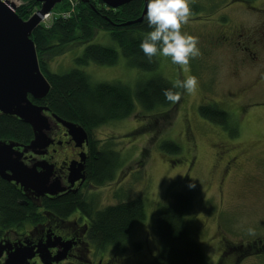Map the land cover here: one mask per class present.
<instances>
[{"label": "rangeland", "instance_id": "obj_1", "mask_svg": "<svg viewBox=\"0 0 264 264\" xmlns=\"http://www.w3.org/2000/svg\"><path fill=\"white\" fill-rule=\"evenodd\" d=\"M194 5L197 8L192 9L190 22L182 25V31L199 38L201 55L191 60L188 73L198 77V92L184 94L176 106H159L148 113L140 111L135 102V110L127 118L109 120L91 130L97 145L118 151L122 162L112 179L96 190L94 208L136 197L144 204L145 217L128 235V248L120 252L109 247L116 251L111 264L147 262L159 251L155 218L159 206L169 203L170 193L175 191L191 196L186 222L191 238L205 252V264L237 262V253L222 256L221 251L233 252L264 237V72L258 84L253 81L264 70V54L256 57V71L246 62L238 43H213L229 30H259L264 0H194L191 7ZM88 44L114 48L116 62L77 64L75 58ZM155 59V70L133 65L109 32L97 29L91 40L67 46L63 53L49 57L46 65L57 74L78 68L92 84L120 83L131 90L153 76L171 83L184 79L186 74L171 58ZM213 103L229 114L227 126L199 115L200 104ZM162 141H172L180 150L164 149ZM142 148L147 150L145 158L140 155ZM233 153L237 155L230 167L233 171L224 174L223 160ZM134 242H139L138 249L130 246ZM245 253L237 264H264V252Z\"/></svg>", "mask_w": 264, "mask_h": 264}, {"label": "trees", "instance_id": "obj_2", "mask_svg": "<svg viewBox=\"0 0 264 264\" xmlns=\"http://www.w3.org/2000/svg\"><path fill=\"white\" fill-rule=\"evenodd\" d=\"M77 4L69 18L53 19L49 27L37 25L31 32L37 54L39 68L49 82L47 94L35 103L45 105L49 113L59 118L82 126L86 132L109 120L127 118L135 110V102L140 111L151 112L159 106H176L168 102L163 91L170 88L172 83L161 76H153L131 90L127 85L120 83L92 84L88 76L78 68H72L63 74L48 70L46 61L49 57L61 54L71 44H82L91 40L97 29L108 31L111 38L120 47L121 53L133 65L145 70H155L156 59L152 62L143 54L139 45L148 31L144 16L141 21L127 24L141 14L144 0H131L117 8H111L100 0H89ZM248 3L251 0H238ZM56 9H68L67 3L60 2ZM39 6L33 0L16 7L15 12L22 18H28L34 7ZM197 8L193 6L192 9ZM146 14V13H145ZM118 52L112 47L98 44H88L82 54L75 58V62L85 65L92 61L97 64L111 65L116 62ZM198 112L201 117L227 126L229 114L221 109L217 103L211 105L200 104ZM31 130L29 126L13 115L0 112V139L14 140L28 143ZM164 149L180 150L172 141H162ZM147 150L141 149L144 156ZM88 160V178L96 184L110 181L116 169L122 163L119 152L102 146L91 149ZM140 156V157H141ZM147 154L144 156V158ZM171 201L159 206L155 218V231L160 240L159 251L147 262L134 264H205L206 255L201 245L194 241L189 233L186 217L192 208L191 196L187 193L171 192ZM19 193L6 183H0V229L7 224L22 220L24 207L18 205ZM78 196H69L58 203L49 202L46 208L52 212L68 213L74 206L83 207ZM145 217L144 204L139 197L122 200L116 204H108L91 216V226L88 233L89 240L97 247L111 246L123 252L128 248V235L135 224ZM130 246L139 248V242ZM245 253V252H243ZM218 264V263H217Z\"/></svg>", "mask_w": 264, "mask_h": 264}, {"label": "flooded vegetation", "instance_id": "obj_3", "mask_svg": "<svg viewBox=\"0 0 264 264\" xmlns=\"http://www.w3.org/2000/svg\"><path fill=\"white\" fill-rule=\"evenodd\" d=\"M258 26L261 27L259 30L252 29L249 32L229 30L227 31L228 34L225 32L219 34L213 43H224L225 45L232 42H235V45L238 43L241 45V47L239 46L240 52L247 59L246 62L252 63L249 64L250 68L256 70L259 65V63H255L256 57L264 54V20H261ZM248 34L249 36H247ZM262 72L264 70L260 69L256 73L257 77L253 80L256 84L260 82V73ZM263 78L264 75L261 80ZM47 114L50 113L47 112ZM30 135L29 141L33 138L32 130ZM48 136L51 142L47 147L41 149L43 152H23L20 160L25 166L33 167L38 174L50 166V181L58 180L64 189L53 195L39 193L38 190L31 187L24 188L12 180L8 181L0 177V183L8 184L19 193L20 197L17 203L27 210L24 212L22 220L7 224L3 229H0V242H7L12 249L19 247L31 249L33 255L27 258L24 264H111V261L116 258V251L112 250L111 252L110 246L97 247L88 238L92 213L98 210L94 208L96 190L101 186V184H96L94 180L89 179L87 174L92 146L96 150L100 149L97 145V139L93 137V133L90 131V133L87 132V141L79 145L59 122L52 124ZM14 148L18 151L22 150V147ZM223 148L224 151L229 150ZM236 158L237 155L233 153L225 161L223 160L224 167L222 166L221 171L224 174L233 171L230 167L235 165ZM81 162L85 178L84 180L77 179L71 183L68 179L70 165L77 166ZM69 196H78L84 208L74 206L70 212L62 214L52 212L45 206L48 201L58 203L59 200ZM41 249L44 250V253L40 251ZM225 249L220 254L224 256L229 252L230 254L237 253V262L230 261V264H237L240 258L246 254L243 253L245 251L252 254L263 253L264 237L250 240L242 248L235 249L233 252ZM63 250V258L56 260L55 257ZM4 258L5 252L0 258V263L3 262Z\"/></svg>", "mask_w": 264, "mask_h": 264}, {"label": "water", "instance_id": "obj_4", "mask_svg": "<svg viewBox=\"0 0 264 264\" xmlns=\"http://www.w3.org/2000/svg\"><path fill=\"white\" fill-rule=\"evenodd\" d=\"M20 1V0H15ZM39 4L35 13L27 19L20 18L15 12V5L11 0H0V112L13 115L30 126L33 138L27 144L0 139V177L14 181L21 187H31L39 193L56 194L64 189L58 180L50 181L51 168L38 174L33 167L25 166L20 156L23 152L41 153L42 148L51 142L48 132L55 122H59L81 145L87 141L86 130L73 122L59 118L54 113L47 114L49 109L45 105L33 100L42 99L49 90V82L39 68L35 45L30 38L32 30L39 24L40 17L49 12L56 3L62 0H33ZM87 3L89 0H79ZM111 8H117L131 0H100ZM147 0H144L141 14L127 24L139 22L146 13ZM14 147H22V150ZM82 162L77 166L70 165L68 179L84 180ZM39 251V250H37ZM36 251V252H37ZM44 253V250L41 249ZM5 252V258L0 264H24L33 251L27 247L12 249L7 243L0 242V258ZM64 250L55 257L63 258Z\"/></svg>", "mask_w": 264, "mask_h": 264}, {"label": "clouds", "instance_id": "obj_5", "mask_svg": "<svg viewBox=\"0 0 264 264\" xmlns=\"http://www.w3.org/2000/svg\"><path fill=\"white\" fill-rule=\"evenodd\" d=\"M194 0H147L144 20L148 31L139 47L152 62L154 57L171 58L185 73L184 79H176L170 88L163 91L165 99L176 104L184 94L195 95L199 90V79L190 72L191 60L201 55L199 38L182 31V25L190 22ZM183 90V91H181Z\"/></svg>", "mask_w": 264, "mask_h": 264}, {"label": "built area", "instance_id": "obj_6", "mask_svg": "<svg viewBox=\"0 0 264 264\" xmlns=\"http://www.w3.org/2000/svg\"><path fill=\"white\" fill-rule=\"evenodd\" d=\"M64 3H67L68 9H51L49 12L44 13L40 17L39 24L43 25L44 27H49L53 19L56 18H69L74 11V8L76 7L77 1L76 0H62ZM24 4L23 0L16 1L15 6L18 7L20 5ZM15 7V8H16ZM38 7H34V9L31 10L30 14H33L36 12Z\"/></svg>", "mask_w": 264, "mask_h": 264}, {"label": "bare ground", "instance_id": "obj_7", "mask_svg": "<svg viewBox=\"0 0 264 264\" xmlns=\"http://www.w3.org/2000/svg\"><path fill=\"white\" fill-rule=\"evenodd\" d=\"M13 2V4L15 5L16 1L15 0H11ZM29 17V16H28ZM27 19V18H26Z\"/></svg>", "mask_w": 264, "mask_h": 264}]
</instances>
